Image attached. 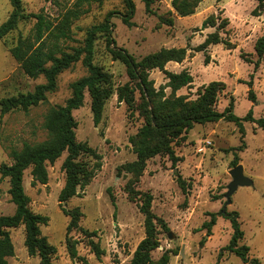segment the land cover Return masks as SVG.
<instances>
[{"label":"rangeland","instance_id":"obj_1","mask_svg":"<svg viewBox=\"0 0 264 264\" xmlns=\"http://www.w3.org/2000/svg\"><path fill=\"white\" fill-rule=\"evenodd\" d=\"M27 14L42 13L58 27L65 16L75 12L78 17L70 18L69 37L57 42L49 33L43 40L50 49L72 52L83 47L90 30L105 23L111 12L125 13L123 0H22ZM136 3L134 26L128 27L121 16L115 15L111 22L112 36L118 47L124 48L136 59L155 53L162 48H188V56L182 63H169L166 68L173 73L188 71L193 83L177 91V96L195 100L199 91L214 81L226 84L218 99L217 110L224 112L233 101V113L244 118L252 111L258 120L264 117V62L255 72L254 65L241 58L257 60L255 45L264 36V16L256 17V0H203L194 15L180 17L172 7V0H160L153 5V14H148L141 0ZM13 11L9 0H0V26ZM173 16L174 26L162 25L160 17ZM214 17L218 22L228 18L230 24L223 38L232 44L210 46L207 53L195 52L216 28H203L206 19ZM37 20L20 22L17 30L6 40H0V166L12 164V150H21L26 143L39 144L49 138L44 128L45 116L56 106H63L72 95L70 85L88 74L82 61L59 76L58 89L48 95L45 102L28 111L15 110L5 115L1 111V100L20 93L35 90L45 83L41 76L33 79L27 76L9 48L17 44L20 36L35 41ZM209 56V62L206 57ZM93 63L110 73L113 87L129 81L126 67L114 61L107 48V39L99 32L94 45ZM150 79L156 89L165 87L168 79L158 69L150 72ZM256 102L250 97V86ZM171 95V89L165 90ZM139 95L137 94V98ZM78 122L77 140L88 143L102 156L101 169L80 196L62 203L66 209L79 207L83 213L80 227L97 236L88 238L81 230L68 233L70 218L60 206L59 196L65 186L66 175L62 164L67 153L54 164L48 165L49 182L46 185H32L31 169L24 175L26 194L31 198V209L48 216V225L42 226V234L57 248L56 264H130L139 243L145 238V216L138 204L131 202L126 187L132 174L124 165L136 160L130 144V137L137 134L144 123L139 112L130 116L125 103L118 101L115 93L107 101L102 122L96 126L91 110V98L85 95L84 106L73 112ZM245 137L234 122L220 120L214 123L195 124L185 135L175 151L182 160L174 168L168 157L157 156L147 163L144 175L136 189L150 192L154 196L153 212L163 218L169 231L162 230L161 246L152 253L157 262L169 252V264H244L234 254L226 251L233 230L231 222L222 216L226 204L225 195L232 182L233 161L238 157L239 165L254 185L241 187L232 196L227 212H238L239 221L245 233L242 243L250 247L249 261L258 258L264 264V129L257 124L243 122ZM242 147V151L238 150ZM85 160L93 161L91 158ZM177 175L192 184L188 197L178 184ZM9 178L0 174V217L12 216L16 205L9 194ZM217 214V224L209 236L203 228L210 221V214ZM15 256L9 264H40L37 257H30L25 246V227L11 229ZM173 237H169V233ZM76 241L77 257L68 250L67 239ZM90 239L98 243L104 254L98 259L90 245Z\"/></svg>","mask_w":264,"mask_h":264},{"label":"trees","instance_id":"obj_2","mask_svg":"<svg viewBox=\"0 0 264 264\" xmlns=\"http://www.w3.org/2000/svg\"><path fill=\"white\" fill-rule=\"evenodd\" d=\"M13 11L10 17L0 26V40L17 30L20 22L31 19L37 20L35 25V41L19 37L15 46L9 48L12 57L22 68L23 72L33 79L41 76L45 83L36 86L35 90L28 93H20L1 100V111L5 115L11 111H28L32 107L39 106L45 102L48 95L58 89V79L61 74L72 66L82 61L88 70V74L74 81L70 88L71 97L63 106H56L49 110L45 116L44 128L49 138L39 144L26 143L21 150H12V164H2L0 174L2 178H9L11 201L16 205V212L12 216L0 217V264H9V258L15 256V246L11 237V229L21 226L25 227V246L30 257H37L40 264H56L54 256L57 248L51 244L46 236L42 234L41 227L48 225V216L35 213L31 209V198L26 194L24 187V175L31 169L33 178L32 185H46L49 182L48 165H54L63 154L67 156L62 164V170L66 175L65 186L62 189L59 201L64 213L70 218L67 227L68 233L73 230H81L88 238L97 236L96 232L80 227L83 213L79 207L66 209L62 203L68 202L74 197H79V189L84 190L95 178L101 169L102 156L88 143L77 140L76 130L78 122L73 112L84 106L85 95L88 92L91 98V110L93 120L98 126L103 119L107 101L115 93L120 103H125L130 116L136 112L143 118L144 123L137 134L130 137V144L136 154V160L123 166L125 171L132 174V180L128 183L126 190L129 200L138 204L140 212L145 216V238L137 246L130 264H169L170 254L166 252L155 262L152 253L161 246L160 234L162 230L169 231L166 221L158 217L152 210L154 196L150 192H142L136 189L140 179L144 175L149 160L161 156L168 157L174 168L182 159L177 156L175 146L184 140L185 135L195 124L214 123L220 120L234 122L245 137L243 122L251 121L259 128L264 129V117L256 120L250 111L246 117L239 118L233 113V101L224 112L217 110L220 93L226 89V84L219 81L211 82L203 86L195 100H188L185 96H177V91L193 83V76L188 71L173 73L166 66L169 63H182L188 56V48H162L138 60L124 48L118 47L112 36L113 23L111 19L119 15L128 27H133V18L136 14V3L134 0H123L126 12L121 14L111 12L107 15L105 23L94 27L89 31L83 47L74 48L72 52L56 50L57 42L68 38L70 31V18L78 17L75 12L68 13L58 27L53 29L52 22L40 14H27L24 11L22 0H9ZM88 1V0H83ZM145 4L148 14H153V5L160 0H141ZM203 0H172V7L180 17L194 15L197 7ZM257 8L253 11L256 17L264 16V0H256ZM162 25L174 26L173 16L160 17ZM230 24L229 19L216 20L214 17L206 19L203 28H216L209 34L205 41L194 48L195 52L207 53L210 46L226 44L222 34ZM53 37L57 42L55 49H50L45 40V33ZM99 32H103L107 39V48L114 61H120L126 67L129 81L116 90L113 87V77L110 73L93 63V51L95 41ZM257 60L249 59V55L242 54L241 58L247 63L254 65L257 72L264 62V36L259 38L255 45ZM209 56L206 62H209ZM158 69L165 74L168 82L165 87L156 89L155 82L150 79V72ZM250 86V97L256 102L253 92V82ZM171 89V95L165 90ZM137 94L139 97L137 98ZM242 151V147H239ZM85 158L94 160L88 161ZM239 165L238 157L233 161V167ZM177 181L186 197L190 194L191 183H187L181 175H177ZM231 222L232 236L225 250L240 258L244 264H261L258 258L249 261L250 247L242 241L245 233L239 221L238 212L222 214ZM210 221L204 223L203 228L209 236L217 224V214H210ZM68 250L72 257H77L76 241L67 239ZM90 245L96 257L100 259L104 254L100 245L90 239Z\"/></svg>","mask_w":264,"mask_h":264},{"label":"water","instance_id":"obj_3","mask_svg":"<svg viewBox=\"0 0 264 264\" xmlns=\"http://www.w3.org/2000/svg\"><path fill=\"white\" fill-rule=\"evenodd\" d=\"M232 182L228 186V192L225 195L226 204L224 206L223 214L227 212V208L232 204V196L237 192L241 187H251L254 185V182L248 178L244 173V168L242 165H238L233 170H231ZM169 237H173V233H169Z\"/></svg>","mask_w":264,"mask_h":264}]
</instances>
